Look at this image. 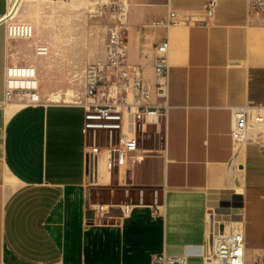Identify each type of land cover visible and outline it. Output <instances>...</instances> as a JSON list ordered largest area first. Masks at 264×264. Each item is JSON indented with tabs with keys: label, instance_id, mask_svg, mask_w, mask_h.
<instances>
[{
	"label": "crops",
	"instance_id": "crops-1",
	"mask_svg": "<svg viewBox=\"0 0 264 264\" xmlns=\"http://www.w3.org/2000/svg\"><path fill=\"white\" fill-rule=\"evenodd\" d=\"M208 1L127 0L114 25L152 84L155 47L170 40L167 95L152 102L167 106L165 144L138 143L111 167L100 154L90 183L85 106L6 100V69L25 57L0 0V264H152L162 252L203 264L213 219L240 222L249 250L263 246L264 136L237 143L231 127L233 107L264 105V18L248 0H219L210 26L150 25L170 10L203 18ZM94 185L108 195L93 197ZM233 195L241 207L220 206Z\"/></svg>",
	"mask_w": 264,
	"mask_h": 264
},
{
	"label": "built area",
	"instance_id": "built-area-1",
	"mask_svg": "<svg viewBox=\"0 0 264 264\" xmlns=\"http://www.w3.org/2000/svg\"><path fill=\"white\" fill-rule=\"evenodd\" d=\"M218 4L219 0H209L203 9V18H199L197 12L181 17L178 11L170 10L166 18L155 20L150 25L171 26L184 22L210 26L215 22ZM126 7L127 3L124 2L118 15L122 16ZM248 9L249 14L264 18V0H248ZM125 30L123 23L110 27L107 60L100 64L96 75L89 77L85 102H77L86 109L84 132L90 134L104 131L111 136L106 154L108 167H111L115 155L121 162L124 159V151L137 148L138 119L143 121L145 127L148 124H160L161 118L166 124L167 117V106L161 103L155 105L152 102H158L157 98L164 99L167 95L170 40L164 38L155 47L156 82L152 84L141 66L129 62ZM7 33L9 37L30 38L34 28L29 23L14 21L7 25ZM5 97L8 101L16 98L23 105L43 103L39 92L38 69L27 63L8 66L5 74ZM231 135L237 143L253 141L260 144L264 136V105L249 103L233 107ZM101 153L95 151L90 156L89 172L92 180ZM262 197L264 200V190ZM161 206L163 204L156 205L155 216L161 214ZM102 208L103 205H99V209ZM201 256L203 264H264V244L260 248L249 250L240 222L225 225L223 230L220 224L215 223ZM152 264H189V255H170L162 252L154 255Z\"/></svg>",
	"mask_w": 264,
	"mask_h": 264
},
{
	"label": "rangeland",
	"instance_id": "rangeland-1",
	"mask_svg": "<svg viewBox=\"0 0 264 264\" xmlns=\"http://www.w3.org/2000/svg\"><path fill=\"white\" fill-rule=\"evenodd\" d=\"M124 2L127 0H21L18 13L9 23H29L34 33L30 38H10L19 40L22 46L25 58L19 64H33L38 69L43 103L85 102L86 84L107 60L109 29L116 24ZM40 45L49 47L47 55H38ZM165 137L163 118L157 126L148 124L147 127L138 119V143L160 148L165 144ZM89 140L90 154L95 151L107 154L111 142L109 133L91 132ZM91 168L93 171V163ZM89 182L93 183L92 177ZM99 191L108 195V189L101 185H94L91 195L95 197Z\"/></svg>",
	"mask_w": 264,
	"mask_h": 264
},
{
	"label": "water",
	"instance_id": "water-1",
	"mask_svg": "<svg viewBox=\"0 0 264 264\" xmlns=\"http://www.w3.org/2000/svg\"><path fill=\"white\" fill-rule=\"evenodd\" d=\"M220 206L222 207H233V208H239L243 205L242 197L239 195H233V196H223L221 199ZM214 224V219H213ZM221 229H224V226H221Z\"/></svg>",
	"mask_w": 264,
	"mask_h": 264
},
{
	"label": "bare ground",
	"instance_id": "bare-ground-1",
	"mask_svg": "<svg viewBox=\"0 0 264 264\" xmlns=\"http://www.w3.org/2000/svg\"><path fill=\"white\" fill-rule=\"evenodd\" d=\"M20 3H21V0H11L8 17L16 16V14L18 13L19 7H20ZM37 51H38V55H46L48 54V47L44 45H40Z\"/></svg>",
	"mask_w": 264,
	"mask_h": 264
}]
</instances>
